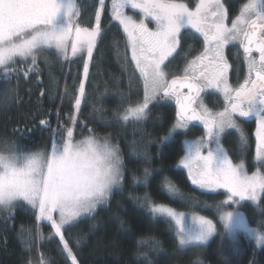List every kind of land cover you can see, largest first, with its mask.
<instances>
[{"label":"snow or ice","instance_id":"snow-or-ice-1","mask_svg":"<svg viewBox=\"0 0 264 264\" xmlns=\"http://www.w3.org/2000/svg\"><path fill=\"white\" fill-rule=\"evenodd\" d=\"M105 5L106 0H96L95 23L82 27L78 22L80 0H0V81H3L0 95L4 99L8 98L13 74L18 79L36 75L40 82L37 50H54L64 61L83 59V78L75 93H69L74 101V112L69 117L71 126L58 120L45 151H12L7 142L0 151V209L7 210L10 218L14 206L21 203L30 206L38 222L49 223L53 232L48 239L59 238L71 264L78 261L64 230L81 217L94 213L124 180L120 149L107 136L97 137L94 129L88 128V136L75 139L78 124L88 127L78 120V113L86 98L85 81L94 49L104 32L101 16ZM129 6L140 10L144 19L137 21L127 15L125 8ZM110 14L123 27L127 37L125 60L129 61L130 50V62L134 65L129 91L121 93V104L126 106L114 112L115 120L124 126L130 122L140 124L150 118L149 106L153 102L174 99L178 109L176 120L160 138V144L179 135L191 122H201L204 136L184 141V156L177 167L187 169L191 183L200 190L226 191V198L215 205L225 235L234 241L238 232H244L256 245L264 246V221L259 227H252L240 211L241 202L258 204L264 200L261 170L264 169V0H247L230 24L223 0H196L194 7L185 0H111ZM148 18L155 23V29L148 27L145 22ZM196 34L203 40V50L187 60L182 75L169 80L166 62L174 58L182 39H196ZM230 44H238L243 50L247 66L246 76L238 87H232L228 81L232 65L224 50ZM29 58L31 63L23 68L18 66L19 61ZM50 80L55 83L53 77ZM134 82L137 95L142 82L143 97L137 102L130 99ZM208 89L223 95V110L213 112L203 103L201 94ZM44 94L42 90L41 95ZM237 114L240 118H254L256 122L254 163L259 167L251 174L243 160L238 164L232 162L220 142L226 130L234 129L240 133L241 150H247L248 137L235 119ZM39 123L42 127L51 126L47 119ZM144 171L146 184L150 173L147 168ZM133 181L139 182L136 177ZM161 189L173 199H195L181 193L167 177ZM144 203L154 218L167 221L181 248L204 246L216 233L215 223L205 216L178 212L153 201L148 194ZM42 240L38 230L35 234L29 230L25 243L31 250L32 243ZM159 243L153 237L137 240L138 249L148 245L156 248ZM138 254L145 258L146 264H151L147 252Z\"/></svg>","mask_w":264,"mask_h":264},{"label":"trees","instance_id":"trees-1","mask_svg":"<svg viewBox=\"0 0 264 264\" xmlns=\"http://www.w3.org/2000/svg\"><path fill=\"white\" fill-rule=\"evenodd\" d=\"M185 2L193 7L196 0ZM245 2L247 0H223L228 20L231 21L238 14ZM80 3L78 22L82 27H91L95 23L96 0H80ZM101 26L104 32L94 49L85 83L86 98L78 113V120L88 127L78 124L75 139L90 134L88 128L94 129L96 136L110 135L112 142L120 149L124 180L94 213L81 217L64 230L78 264H146L139 252H147L151 264H193L197 261L199 264H264V246L258 248L243 235L233 241L224 234L215 205L226 198V192L207 193L195 188L188 173L177 167L184 156V139L199 137L202 130L191 126L188 132H181L172 141L160 144V138L175 123V101L153 102L149 106L150 118L140 124L130 122L124 126L115 120L114 112L122 111V107L126 106L121 104V93L129 91V78L134 65L130 62V50L127 52L129 61L125 60L127 37L123 27L111 18L108 1L102 13ZM202 46V38L182 39L174 58L166 62L168 77L179 76L176 72H180L182 64L201 51ZM226 52L233 63L232 71L240 70V62H243L241 49L230 46ZM36 57L40 82H37L36 75L28 78L20 76L18 79L13 74L8 98L0 95V151L4 150V142L12 146V151H44L50 145L51 132L57 127L58 120L71 126L69 117L74 112V101L69 93H75L83 78V59L64 61L54 50L47 49L37 50ZM29 63L31 58L19 61L18 66L23 68ZM242 76L244 73H240L239 77ZM50 77L55 79V83ZM135 84L130 97L132 102L143 97L142 82L138 95ZM2 90L3 81H0ZM42 90L45 93L43 96ZM207 97L211 107L223 108L222 99L217 93L210 92ZM42 119H47L51 126L42 127L39 123ZM254 126L253 121L243 122L248 137L247 150H241L240 136L235 131H228L222 138L231 160L237 164L243 160L249 172L259 167L254 163ZM146 168L150 175L145 184ZM133 177L139 182H134ZM165 177L181 193L195 199L182 201L170 198L161 189ZM145 194L153 201L179 211L210 217L217 227V234L204 246L181 248L167 221L154 218L148 211L144 203ZM241 210L251 226L259 227L260 222L264 221V200L258 205L245 202ZM26 229H43L45 234L44 240L31 244V250L25 243L29 239ZM52 231L48 222L36 220L34 211L25 203L14 206L10 218L7 210L0 209V264H41L42 257L46 264H71L67 254L62 251L59 238L48 239ZM141 237H153L160 242L159 246L151 248L148 245L138 249L137 240Z\"/></svg>","mask_w":264,"mask_h":264},{"label":"rangeland","instance_id":"rangeland-1","mask_svg":"<svg viewBox=\"0 0 264 264\" xmlns=\"http://www.w3.org/2000/svg\"><path fill=\"white\" fill-rule=\"evenodd\" d=\"M108 1V3H110V5H111V0H106V2ZM190 6V5H189ZM191 7V6H190ZM194 7V6H193ZM125 12H126V14L127 15H130V16H132L134 19H136L137 21H139V20H141V19H144V16H143V13H141L140 12V10H138V9H132L130 6L129 7H126L125 8ZM102 17V16H101ZM118 22V21H117ZM145 22L148 24V27L149 28H151V29H155V27H156V25H155V23L153 22V21H151V18H148V19H146L145 20ZM227 22L230 24L231 23V21L230 20H228L227 19ZM119 23V22H118ZM183 31V30H182ZM202 43H203V40H202ZM230 46H236V47H238V48H240L239 47V45L238 44H230V45H228V48L230 47ZM203 50V46H202V48H201V51ZM201 51H199V52H196L195 54H194V57L195 56H197V55H199L200 54V52ZM193 57H191V59H192ZM241 58V60L243 61V62H240V64H241V68H240V70H241V72H240V70L238 69V71H235V69H233V71H232V68L230 69V71H229V74H230V80H229V78H228V81H229V84L232 86V87H238V85L240 84V83H242L243 82V80H244V78H245V76H246V73H247V66H246V63L244 62V59H243V55L240 57ZM187 63V61H185L183 64H182V68H181V70H179L180 72H176L177 74H179V75H182V70H183V67L185 66V64ZM229 64H233L232 62H230V60H229ZM165 72H166V70H165ZM232 72V73H231ZM167 73V72H166ZM240 73H244V76H242V77H239V75H240ZM168 76V75H167ZM168 79H170V77H168ZM87 81V80H86ZM86 81H85V83H86ZM210 92H214V93H217L220 97H221V99H222V102H223V105H222V107L224 108L225 107V102H224V98H223V95L222 94H220L219 92H217V91H215L214 89H208V90H206L205 92H204V94H203V96H202V94H201V100L203 101V103L210 109V110H212L213 112H217V111H221V110H223V108L222 109H216V108H214V107H211V105L209 104V101H208V95L210 94ZM161 101V100H160ZM163 101H170V102H172V101H175L174 99H164ZM235 119H236V121H237V123H238V125L240 126V129L244 132V134L247 136V134H246V132H245V127H243V122L244 121H250V120H252V119H246V120H242L241 118H239L238 117V114L236 115V117H235ZM253 120H254V123H255V129H256V122H255V119L253 118ZM190 125L188 126V128L186 129V130H182L181 132H188L189 131V129H190ZM203 129H204V127H203ZM228 131H235L237 134H239V136H240V133L238 132V131H236V130H234V129H228V130H226V132L224 133V134H222V136H221V140H220V142H221V144L223 145V136L228 132ZM204 134H205V131H203L202 133H201V135L199 136V137H195V138H185L184 139V141L185 140H192V139H198V138H200V137H202V136H204ZM89 135V134H88ZM88 135H86V136H88ZM85 136V137H86ZM105 136H107V135H102V136H98L97 135V137H105ZM175 136V135H174ZM174 136H173V138H174ZM108 138H109V140H110V142L112 143V144H114L113 142H112V140H111V136L110 135H108L107 136ZM254 137H255V131H254ZM84 138V137H83ZM83 138H80V139H83ZM173 138L170 140V141H172L173 140ZM80 139H76V140H80ZM170 141H168V142H170ZM115 145V144H114ZM224 147V146H223ZM255 149V148H254ZM42 150H38V151H33V152H41ZM45 151V150H44ZM227 151V150H226ZM23 152H29V151H23ZM228 153V152H227ZM5 154H7L6 152H5ZM228 156L230 157V155H229V153H228ZM231 159V158H230ZM181 160V159H180ZM179 160V161H180ZM233 162V161H232ZM234 164H237V163H235V162H233ZM178 164H179V162H178ZM177 164V165H178ZM178 168H182L186 173H187V169H185V168H183L182 166L181 167H178ZM124 169V168H123ZM247 169V168H246ZM248 171V170H247ZM249 172V171H248ZM252 172H249V174H251ZM190 182H191V180H190ZM192 184V183H191ZM195 188H198L197 186H195V185H193ZM115 189V188H114ZM113 189V190H114ZM202 191H204V192H210V191H206V190H202ZM219 191H225L224 189H219V190H217V191H215V192H219ZM226 192V191H225ZM245 202H249V203H254V204H257V203H255V202H251V201H244V202H241V206L245 203ZM259 204V203H258ZM257 204V205H258ZM147 207V206H146ZM173 208V207H172ZM176 211H178V212H182V211H179V210H177V209H175ZM225 211H229V210H232L231 208L230 209H224ZM240 211L242 212V210H241V207H240ZM184 213H186V214H189V215H191V214H195V213H191V212H184ZM198 215H201V214H199L198 213ZM85 216H87V215H85ZM201 216H203V215H201ZM206 217V216H205ZM56 218L58 219V213L56 214ZM208 218V217H207ZM208 219H211L210 217L208 218ZM248 219V218H247ZM212 220V219H211ZM213 221V220H212ZM43 222H47V221H43ZM214 222V221H213ZM251 226V225H250ZM252 227H254V226H252ZM27 230V232L26 233H29V230H31V229H26ZM39 231L41 234H42V237H43V240H44V238H45V234H44V231H43V229H36V230H34V231H32L31 230V232L33 233V234H35L36 233V231ZM53 232V231H52ZM217 234V227H216V233L214 234V235H216ZM213 235V236H214ZM245 236V237H247L249 240H251L252 241V243L253 244H255V246H257L258 248H261V247H263V246H258V245H256V243H255V241L253 240V239H251L247 234H245L244 232H238L237 234H236V237H235V239L236 238H238V237H241V236ZM213 236L209 239V241H208V243L210 242V240L213 238ZM40 241H38V242H34V244L35 243H39ZM207 243V244H208ZM28 248H29V246H27ZM44 264H46V262H44Z\"/></svg>","mask_w":264,"mask_h":264},{"label":"flooded vegetation","instance_id":"flooded-vegetation-1","mask_svg":"<svg viewBox=\"0 0 264 264\" xmlns=\"http://www.w3.org/2000/svg\"><path fill=\"white\" fill-rule=\"evenodd\" d=\"M227 47L228 46H226V48H225V56L227 57V60H228V62H229V60H230V58H229V56H228V54H227V52H226V49H227ZM241 49V48H240ZM228 78H229V80H230V74L228 73ZM204 94V93H203ZM203 94H202V96H203ZM239 117V116H238ZM240 118V117H239ZM242 120H246L245 118H241ZM250 121H253L254 122V120L252 119V120H250ZM190 126H192V127H194V126H196V127H198L199 129H201L202 130V132L204 131V129H203V124L202 125H192L191 123L189 124Z\"/></svg>","mask_w":264,"mask_h":264},{"label":"water","instance_id":"water-1","mask_svg":"<svg viewBox=\"0 0 264 264\" xmlns=\"http://www.w3.org/2000/svg\"><path fill=\"white\" fill-rule=\"evenodd\" d=\"M241 52H243V50L241 49ZM255 54V53H254ZM172 78V77H171ZM170 80V79H169ZM186 91V90H185ZM175 109H177V105H176V103H175ZM178 110V109H177ZM191 124L192 125H202V123L201 122H199V121H193V122H191Z\"/></svg>","mask_w":264,"mask_h":264}]
</instances>
